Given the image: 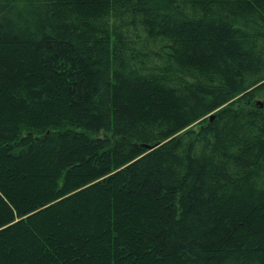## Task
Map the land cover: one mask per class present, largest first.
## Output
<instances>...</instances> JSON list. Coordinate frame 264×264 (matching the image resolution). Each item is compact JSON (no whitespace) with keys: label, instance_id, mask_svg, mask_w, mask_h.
Returning a JSON list of instances; mask_svg holds the SVG:
<instances>
[{"label":"trees","instance_id":"16d2710c","mask_svg":"<svg viewBox=\"0 0 264 264\" xmlns=\"http://www.w3.org/2000/svg\"><path fill=\"white\" fill-rule=\"evenodd\" d=\"M0 264H264V0H0Z\"/></svg>","mask_w":264,"mask_h":264},{"label":"water","instance_id":"95a60500","mask_svg":"<svg viewBox=\"0 0 264 264\" xmlns=\"http://www.w3.org/2000/svg\"><path fill=\"white\" fill-rule=\"evenodd\" d=\"M258 104H259L260 108L263 107V105H262L261 103H258ZM211 119H212V116L210 117V120H211ZM145 149L149 150L150 148H149V147H145Z\"/></svg>","mask_w":264,"mask_h":264},{"label":"rangeland","instance_id":"374dc122","mask_svg":"<svg viewBox=\"0 0 264 264\" xmlns=\"http://www.w3.org/2000/svg\"><path fill=\"white\" fill-rule=\"evenodd\" d=\"M258 100V102L257 103H261V100L260 99H257Z\"/></svg>","mask_w":264,"mask_h":264}]
</instances>
